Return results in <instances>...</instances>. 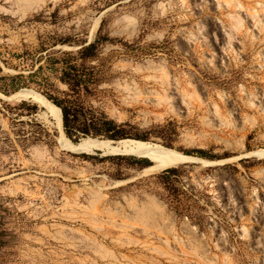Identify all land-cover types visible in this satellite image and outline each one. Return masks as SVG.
I'll return each instance as SVG.
<instances>
[{
  "label": "rangeland",
  "instance_id": "obj_1",
  "mask_svg": "<svg viewBox=\"0 0 264 264\" xmlns=\"http://www.w3.org/2000/svg\"><path fill=\"white\" fill-rule=\"evenodd\" d=\"M0 264H264V0H0Z\"/></svg>",
  "mask_w": 264,
  "mask_h": 264
},
{
  "label": "trees",
  "instance_id": "obj_2",
  "mask_svg": "<svg viewBox=\"0 0 264 264\" xmlns=\"http://www.w3.org/2000/svg\"><path fill=\"white\" fill-rule=\"evenodd\" d=\"M97 40H94L87 45L83 46L79 53L84 58H90L96 55ZM72 64H67L61 69L60 80L66 83L72 90L76 91L77 87H81L83 90H87L89 83L92 82L91 78H88L87 72ZM15 90V89H14ZM52 102L57 105L61 110L62 126L65 134L68 137L75 138L80 134L91 136H102L108 139H122L126 135L123 133L122 125L117 124L111 118H108L104 113L99 114L98 117L93 115L87 117L85 114H79L81 121L79 120L78 111H76L70 104L71 101L58 100L57 98L49 97ZM91 111V110H90ZM138 139H146L145 136H136ZM202 153V152H201ZM175 168H169L164 172H175Z\"/></svg>",
  "mask_w": 264,
  "mask_h": 264
},
{
  "label": "bare ground",
  "instance_id": "obj_3",
  "mask_svg": "<svg viewBox=\"0 0 264 264\" xmlns=\"http://www.w3.org/2000/svg\"><path fill=\"white\" fill-rule=\"evenodd\" d=\"M58 113H59V112H58ZM133 145H134V144H133ZM140 145H141V144H140ZM145 145H146V144H145ZM134 146H135V145H134ZM141 148H143V146H142ZM143 149H144V148H143ZM156 151H157V150H156ZM136 152H137V151H136ZM163 152L165 153V151H163ZM163 152L161 151L160 154H164ZM158 154H159V153H158ZM158 154H157V155H158ZM154 156H155V155H154ZM159 156H160V155H159ZM159 156H158V157H159Z\"/></svg>",
  "mask_w": 264,
  "mask_h": 264
},
{
  "label": "water",
  "instance_id": "obj_4",
  "mask_svg": "<svg viewBox=\"0 0 264 264\" xmlns=\"http://www.w3.org/2000/svg\"><path fill=\"white\" fill-rule=\"evenodd\" d=\"M167 168V167H166ZM164 169V168H163Z\"/></svg>",
  "mask_w": 264,
  "mask_h": 264
}]
</instances>
